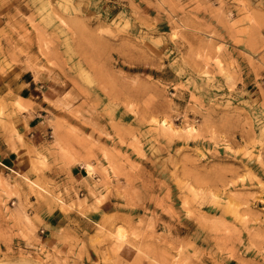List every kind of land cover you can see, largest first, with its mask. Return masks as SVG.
I'll list each match as a JSON object with an SVG mask.
<instances>
[{"label": "rangeland", "instance_id": "rangeland-1", "mask_svg": "<svg viewBox=\"0 0 264 264\" xmlns=\"http://www.w3.org/2000/svg\"><path fill=\"white\" fill-rule=\"evenodd\" d=\"M0 264H264V0H0Z\"/></svg>", "mask_w": 264, "mask_h": 264}, {"label": "bare ground", "instance_id": "bare-ground-1", "mask_svg": "<svg viewBox=\"0 0 264 264\" xmlns=\"http://www.w3.org/2000/svg\"><path fill=\"white\" fill-rule=\"evenodd\" d=\"M88 169V168H87Z\"/></svg>", "mask_w": 264, "mask_h": 264}]
</instances>
